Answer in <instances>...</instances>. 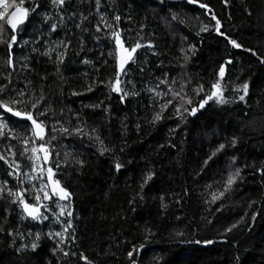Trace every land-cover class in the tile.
<instances>
[{"label": "trees", "instance_id": "16d2710c", "mask_svg": "<svg viewBox=\"0 0 264 264\" xmlns=\"http://www.w3.org/2000/svg\"><path fill=\"white\" fill-rule=\"evenodd\" d=\"M36 2L44 4V9L51 13L46 0ZM204 2L221 19L224 31L264 56V0H228L227 7L224 0ZM70 3L69 11L76 13L77 22L81 13L88 17L84 21L87 32L81 33L68 23L71 31L67 33V39L65 30L61 29L47 45L30 43L17 46L14 72L6 63V44H0V86H6L0 99H14L18 90H24L27 103L21 104L20 109L35 111L38 122L43 121L45 127L44 141L26 145L25 140L31 136V130L22 125H10L15 129V138L0 141V155L14 159L24 174L19 180L9 178V187L25 190V200L33 205L37 204L36 196L39 195L40 203L59 214L57 206L43 200L45 180L32 171L35 156L31 148L45 143L51 150V163L45 164V171L48 166L53 167L56 172L54 178L72 193L71 202L67 201L66 205L74 209L76 242L66 244L65 250L83 253L91 264H128L125 248L131 250L133 243L137 246L146 243L142 253L136 257L138 264H264V180L252 167L264 165V65L250 53L230 50L234 55V66H229L228 76L222 82L228 88L225 95L231 97V88L249 82L250 94L246 103L220 106L209 102L205 110L196 117H188L177 128L180 119L175 114L176 107L183 101L176 98L164 109L162 119L152 124L150 121L155 113L160 112L161 105L173 99L169 87L179 92L180 86L185 85L183 93L195 101L204 95L201 93L196 97L193 92L199 84L203 83L210 92L218 63L229 55L225 51L226 42L214 34L197 36L209 18L203 15L198 5H187L184 1L167 0L164 5L165 13L178 12L183 20L176 32L154 17L157 7L153 0H116L115 4L113 0H100L99 12L96 0H70ZM32 4L33 0H26V6ZM248 11L252 12L251 16ZM101 13L110 23H113L112 17L116 13L121 14L120 27L126 47L131 48L137 42L147 44L151 40L160 53L152 56L151 50L141 48L135 54L136 63L129 66V75L124 79L125 82L131 80L136 85L135 90L141 94L129 97L123 104L115 93H110L111 84L116 79L115 42L106 38L110 33L95 31ZM39 18L35 17L26 29L21 30V45L25 40L39 36ZM0 24H6V21H0ZM141 24L146 25L143 32L140 31ZM82 35L86 38L84 52H80ZM4 39H10V34L4 33ZM61 39H65V43L70 40L71 46L65 65H61L57 73L55 52L51 53L53 59L49 60L47 56L33 53L32 49L39 47L45 51L54 48ZM189 45H196L197 54L181 67L184 61L180 49H187ZM110 51L112 56L108 55ZM78 52L79 55L76 54ZM25 57L28 58L29 69L21 67ZM84 58L91 60L92 64H82ZM160 64L162 67L157 68ZM140 66L145 68L143 74L139 71ZM164 73H168V83L160 85ZM99 81L104 83L99 84ZM90 85L94 91L86 92ZM125 87L130 90L132 85L125 83ZM149 88L156 89L161 95L149 92ZM74 91L85 94L73 96ZM41 93L45 101L38 105V110H33L31 104L39 100ZM101 101L104 103L99 108L85 107ZM45 110L46 116H40L39 113ZM16 119L12 117V120ZM0 123H8L2 110ZM30 123L27 122L28 125ZM137 124H140L139 129ZM62 126L70 129L82 126L89 133L94 128L96 132L91 133L92 140L87 136L83 139L78 136L67 138L60 131ZM54 127L56 131H53ZM53 136L56 139H52ZM95 136H99L113 151L101 156ZM233 136L238 138L237 147L229 146L204 167L203 161L220 143H228ZM173 144L175 147L170 146ZM121 147L123 152H120ZM232 156L237 157L235 167L243 168L245 163L250 166L242 172L244 180L235 185L225 198L206 204L205 200L211 201L212 194L222 190L218 182L221 177L226 179L227 162ZM78 160L84 162L83 167L76 163ZM116 162L123 164L119 173L115 171ZM0 165H3L2 161ZM4 168L7 165H3L0 171ZM149 172L154 174L153 178L141 191L140 185ZM44 175L47 177L46 172ZM129 200L134 203L129 205ZM252 201L256 204L249 208ZM221 204L223 208L217 212ZM133 207L135 212L131 210ZM12 209L16 210L13 212ZM19 211L9 200H0V225L4 227V232H0V264H37V258L30 249L23 255L14 250L22 243L30 245L37 232L41 234L38 255L43 257V264H86L78 257L64 258L62 253L53 255L55 242L46 234L62 229L52 212H45L49 220L38 224L30 219L22 221ZM253 212L258 213L255 221L251 219ZM241 217H245V221L231 233H225V229L240 221ZM62 219H66V213ZM209 220L212 223L209 224ZM149 229L155 236L145 242L143 237ZM9 230L22 233L25 240L21 241L17 236L15 246L10 247L13 237L6 235ZM29 232L33 235L29 236ZM206 240L213 243L207 244Z\"/></svg>", "mask_w": 264, "mask_h": 264}, {"label": "snow or ice", "instance_id": "6c2138e0", "mask_svg": "<svg viewBox=\"0 0 264 264\" xmlns=\"http://www.w3.org/2000/svg\"><path fill=\"white\" fill-rule=\"evenodd\" d=\"M47 3L50 4L51 13L48 9H44V4L40 2H36L33 0L32 6H26V0H0V21H6V24H0V44H6L7 48V66L13 72L15 71L16 62H15V50L17 46L23 47L30 43H36L40 45L43 43L47 45L51 38L54 35H58L61 29L65 30V39H67V33L71 31L68 28V23H71L75 29H79L81 33L87 32L88 28L84 26V21L88 19L83 13L79 16V22H77L76 13L70 12L71 3L70 0H46ZM116 0H113L115 4ZM156 4L157 11L153 13L154 17L168 26L171 31L176 32L178 31L179 24L183 23L181 20L180 14L178 12L169 11L165 13L164 5L166 4L167 0H153ZM187 5H198L200 9L203 10V15L208 17V23L204 24L200 27L199 32L196 33L197 36H200L203 33H207L209 35L214 34L216 37H221L226 42L225 44V51L229 52L227 58H223L222 62L218 63V69L214 72V76L216 79L214 82L210 84V92L206 90L205 85L203 83L199 84L197 88L193 89L196 97H199L201 93H204L203 97L198 101H195L191 96H188L187 93H183V89L185 85H181V91H175L173 88L169 87V91L173 94V99L167 101L166 104L161 105L160 112L155 113L150 123L155 124L156 122L162 119V113L165 108L169 104H172L176 98H179L183 103L176 107V115L180 119V124H177V128L180 127L181 124L185 123L188 117H196L198 113L202 110L206 109V106L209 105V102H214L220 106H226L229 104H235L238 102H247V97L250 94V83L244 82L242 85L237 84L235 87L231 88L232 96H226L225 92L228 91V88L224 86L222 83L225 81L226 77L229 73V66H234V55L230 52V50H238L243 51L246 53H250L251 56L256 57L260 64L264 65V56H260L258 51L253 50L251 48L245 47L241 42H238L237 39L233 38L228 32L224 31V24L222 23L221 19L218 18L217 14L213 11L212 7L204 2V0H184ZM225 6H228V0H224ZM96 7L97 12L100 9V0H96ZM44 9L43 15L40 16L41 10ZM248 15L251 16L252 12L248 11ZM40 17L37 23L39 24V28L37 32L39 36L36 37L34 40H25L23 45H21V30L26 29L29 24L33 22L35 17ZM231 19V16H229ZM113 23H110L108 19L101 13L100 14V23L95 25L96 33H110V36H106V38L111 42L114 40L115 42V82L111 84L110 93H115L119 97V101L121 104L125 103V101L129 97H137L141 93L136 91V85L131 81L127 80L125 82V77L129 75V66L136 63V55L138 50L141 48H147L151 50L152 56H159L160 53L156 50L157 45L153 43V41L149 40L147 44H142L137 42L135 46L128 48L125 46L124 40L122 39L123 29L120 27L122 16L120 13H116L112 17ZM214 22V24L212 23ZM140 31L143 32L146 29L145 24H141ZM10 34V39H4V33ZM45 32H47V38H45ZM91 35V33H89ZM155 35V33H153ZM65 39H61L59 42L55 44L54 48H49L45 51H41L39 47H33V53H38L41 56H47L49 60L53 59L51 55L52 52H55V60L54 63L56 65V72H60V66L65 65L67 54L71 46V41L68 40L65 43ZM95 39L99 40L100 37H95ZM186 39V37H185ZM85 40L86 38L82 35L80 39V52L85 51ZM230 46V49H229ZM62 49V51H60ZM90 51V50H89ZM80 52L76 53L77 55ZM181 54L183 55L184 64L181 67H184L188 61L190 60L191 56H195L197 54V47L196 45H189L187 49L181 48ZM103 55V53H101ZM109 56H112L113 53L110 51L108 53ZM28 60L25 57V62L21 64L23 69H29L30 66L26 62ZM82 64L91 65L92 61L84 58L81 60ZM107 63V60L105 61ZM162 64L157 65V68H161ZM139 71L141 74L145 72V68L143 66L139 67ZM11 75V73H9ZM94 83H97L94 81ZM99 84H103V81H99ZM125 83L132 85L130 90H126ZM168 83V73H164V78L159 81L160 85H164ZM173 84L175 81L172 82ZM9 84L11 81L9 80ZM6 86H0V94L5 92ZM159 85H157V88ZM94 91L93 86H89L86 89V92ZM149 92H156V89L149 88ZM183 93V94H182ZM83 92H76L72 93L73 96L77 95H84ZM156 95H161V93L156 92ZM188 96L187 99L185 97ZM45 101L44 95L41 93L39 100L32 102L31 108L33 110H38V105ZM26 92L24 90H18L16 93V98L11 100H2L0 99V110H2V114L4 118L8 121V123H0V141L4 139H13L15 138V129L14 125H22L25 127H29L31 130V136H29L25 140V144L28 145L30 143H35L37 140L44 141L45 139V127L44 122H38L37 117L35 115V111H27L21 110L20 105L26 104ZM103 101L99 104L95 105H86L85 107H92V108H99L103 105ZM47 110L45 112H40V116H46ZM10 114V115H8ZM12 117H16L18 119L12 120ZM27 122H31L30 125ZM59 123V121H57ZM12 125V126H10ZM137 129L140 128V124L136 125ZM4 129H8L7 132ZM53 131H56V128H53ZM60 131L66 134L67 138H71L73 136H78L81 139L87 136L89 140L93 139V135L91 133H95L96 130L93 128L91 133L86 132L82 126H77L74 128L68 127H61ZM172 132H175L176 129H171ZM52 139H56V136H53ZM95 139L99 142V154L104 156L106 153H110L113 151L112 148L105 146L104 141L100 139L99 136H95ZM238 138L233 136V138L228 143H220L218 147L209 155L204 161L203 166L206 167L209 163L222 151H225L229 146L233 149L237 147ZM171 147H175V145H170ZM11 152V148L8 149ZM27 151V148H25ZM124 148H120V152H123ZM31 152L36 157V160H40L42 163H48L50 165V154L51 150L49 147L45 146V143H40L39 147H32ZM44 153L43 157L39 156V153ZM15 156V153H12ZM0 161L3 162V165H7V168H4L3 171H0V200H9L11 204L15 205L19 208V216L20 219L27 220L30 219L32 222L43 224L45 221L49 220V216L45 215V212H52L53 217L57 223L60 224L61 231H49L46 235L47 238L53 240L55 242V247L53 248V255L62 253L64 258H71V257H78V259H82L86 262V264H91L88 258L83 253H77L74 251H67L65 250V245L68 243L75 244L76 242V233H75V225L73 223L74 219V209L65 207L61 208L60 213L57 215L48 205H44L40 203V196H36L37 204L33 205L28 203L24 198V191L25 190H13V188L9 187L10 180L9 178H19L24 175L22 174L19 169L20 165L14 159H9V157L5 155H0ZM81 167L84 166V162L82 160L76 161ZM237 163V157L232 156L231 160L227 162V176L226 179L221 177V180L218 182L222 190H218V194H212L211 201L205 200V203H215L216 201L220 200L221 198H225L227 193H230L234 190V186L238 185L239 182L244 180L242 172L244 168L250 167L247 163L241 167H235ZM3 165H0V168H3ZM57 170L59 169V164H57ZM115 171L119 173L122 168L123 164L120 162H116ZM255 172L260 174L261 180H264V165L257 168L252 166ZM33 172L36 171L35 161L34 166L32 169ZM203 171V167L201 168ZM224 171V169H222ZM43 169L41 168L40 175L42 176ZM199 174V173H197ZM56 172H54L53 167L48 166L47 168V184L50 185L51 191L44 190L43 193V200L51 201L53 197L57 198L58 201H68L71 202L72 193H70L65 186L61 185V182L58 179H55L54 176ZM153 173L149 172L147 178L143 180V183L140 185L141 191H143L145 185L153 178ZM35 179V177H33ZM211 188V185L209 186ZM7 189V191H5ZM187 194V193H185ZM140 199L143 200L144 197L141 195ZM160 200L163 201L164 197L161 196ZM179 203V201H177ZM129 205L134 203L133 200L128 201ZM256 204V201H252L248 207L253 208ZM162 207H166V205L162 204ZM41 208L44 209V212H41ZM223 208V204H221L220 208H217L216 211L219 212ZM16 209H12L11 211H15ZM133 212L136 209L133 207L131 209ZM8 211V209H5ZM66 219H62L65 217ZM258 213L253 212L251 214V219L253 221L256 220ZM179 219V217H177ZM245 221V217H241L240 221L233 223L230 227L225 229V233H231L234 229L238 227V224ZM208 223H212L211 220ZM0 232H4V227L0 225ZM7 236L13 237L12 243L9 245L10 247L15 246L16 244V237L21 241L25 240V236L22 233H19L16 230H9L6 233ZM29 236H32V232L28 233ZM182 235V234H181ZM155 236L150 229L147 230L146 235L143 237L144 241L147 242L151 240ZM41 239V234L39 232L35 233L34 241L29 245L27 243H22L19 247H15V252L17 254H25L29 251L36 256L37 264H43V257L38 255L39 252V241ZM207 244L213 243L211 240L204 241ZM200 243V241H197ZM119 247V245H117ZM146 243H141L138 246L133 243L131 250H128L127 247L125 248L127 261L128 264H138L136 259L137 255L142 253V250L145 248ZM238 247V246H237ZM242 264V262H240Z\"/></svg>", "mask_w": 264, "mask_h": 264}, {"label": "rangeland", "instance_id": "374dc122", "mask_svg": "<svg viewBox=\"0 0 264 264\" xmlns=\"http://www.w3.org/2000/svg\"><path fill=\"white\" fill-rule=\"evenodd\" d=\"M43 155H44V153H42V152L39 153V156L41 158L43 157ZM34 161H35V167H36V171L35 172L40 174V171H41V168H42L43 171L46 172V174H47V171H45V167H44L46 163H42L40 160H36V157H34ZM44 172L42 173V177L45 180L46 190H48L50 192L51 191V187H50V185L47 184V177L44 175ZM46 202L47 203H53L55 207L57 206L58 213H60L61 208L65 207V205L67 204V201H58L57 198H55V197H53L51 201H46ZM41 212H44L43 208H41Z\"/></svg>", "mask_w": 264, "mask_h": 264}, {"label": "water", "instance_id": "95a60500", "mask_svg": "<svg viewBox=\"0 0 264 264\" xmlns=\"http://www.w3.org/2000/svg\"><path fill=\"white\" fill-rule=\"evenodd\" d=\"M172 1H176V2H183L184 0H172Z\"/></svg>", "mask_w": 264, "mask_h": 264}]
</instances>
